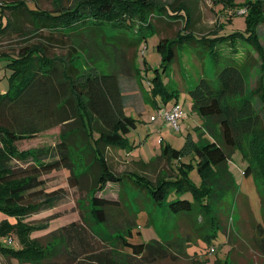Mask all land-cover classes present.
<instances>
[{
  "label": "trees",
  "instance_id": "obj_1",
  "mask_svg": "<svg viewBox=\"0 0 264 264\" xmlns=\"http://www.w3.org/2000/svg\"><path fill=\"white\" fill-rule=\"evenodd\" d=\"M158 1L84 0L72 8L53 11L30 9L25 2L5 6L10 18L3 14L0 17V40L15 33L26 37L47 32L48 36L44 39L49 44L50 41L65 43L88 35L106 39L115 58L111 72L104 74L96 69L81 73L72 61L71 52L67 57L50 55L46 43L29 44L21 48L15 57H3L8 61L10 75L8 90L0 93V212L14 219V223L7 219L0 222V238L14 234L18 242L16 248L0 244V256L6 262L73 264L78 256H82L85 262L80 264H133L132 257L142 258L146 264H163L160 262L169 253L157 240L148 244L130 242L135 222L124 217L122 210H127L125 202L97 197L96 192L103 191L110 183L121 185L125 195V189L131 186L133 190L142 191L156 208L164 207L169 214L186 219L196 218L197 207H202L207 209L211 222L219 224L217 218L211 217L212 206L219 204L223 196L234 188L228 167L232 155L240 151L247 161L244 176L253 174L255 178L264 179V100L261 88L247 92L246 82L235 62L219 69L215 80L201 78L188 91L193 110L204 120L202 133L212 139L193 148L197 171L203 178L200 188L189 182L185 173L188 168L183 166L179 167L181 177L176 175L175 180L161 178L154 183L138 174L116 175L111 171L105 159V148L128 150L123 136L136 127V120L127 115V109H137L139 115L143 109L141 103H151L159 109L157 102L150 99L147 93L146 101L142 95L141 72L130 65L132 61H120L117 57L118 52L124 58L127 50L139 48L147 36L144 32L133 33L137 37L127 34L130 23L139 16L137 12L143 11L147 17L154 15L156 20L163 18L167 6L156 5ZM220 1L227 7L236 0ZM184 14L183 28L187 30L191 25V16L190 12L185 11ZM246 14L247 38L232 33L198 39L195 34L179 32L176 40L160 39L156 51L161 55V67L165 69L175 60L176 45L183 43L191 42L195 47L200 44L199 54L202 48L207 49L204 47L207 44L215 60L218 56L216 49L221 45L233 46L237 38L254 44L257 27L264 20L254 6ZM179 15L183 14H172L170 18L176 19ZM160 23L171 22L164 20ZM106 25L111 28L108 34ZM156 26L151 30L159 33L160 29ZM78 46L75 44L72 51L80 52ZM84 49L82 47L81 50ZM230 51L233 53L234 49L231 47ZM143 64L146 65L145 62ZM148 84L151 85L150 82ZM152 92L155 94L156 89ZM158 92L162 94L164 103L173 96L161 89ZM56 127H61V131L57 136L59 142L54 146L22 151L17 148L18 142L31 140ZM76 134H81L83 149L95 156L91 167L96 166L97 176L90 200V218L101 226L100 229H104V233L91 230L89 217L81 215L82 225L72 223L62 227L56 236L50 234L51 238L43 242L44 239L33 237V234L47 230L50 220L30 225L26 219L57 207L67 197L68 193L63 188L47 191L43 176L68 170L69 185L76 187L70 154ZM162 153L168 161L170 158L180 159V152L168 146L163 147ZM254 158L258 162V170L252 167ZM185 194L190 199L182 198ZM127 215L131 216L128 210ZM113 220L120 221V226H116ZM197 227L200 231L201 226ZM86 230L97 239L108 242V250L98 251L93 244L87 243ZM207 233L203 235L204 240ZM208 237H215V234ZM254 240L264 255V228L258 224L254 226ZM166 246L173 247V244ZM169 257L174 258L172 255Z\"/></svg>",
  "mask_w": 264,
  "mask_h": 264
},
{
  "label": "rangeland",
  "instance_id": "obj_2",
  "mask_svg": "<svg viewBox=\"0 0 264 264\" xmlns=\"http://www.w3.org/2000/svg\"><path fill=\"white\" fill-rule=\"evenodd\" d=\"M82 1L84 0H0V17L3 14L10 18L5 6L19 2H25L30 9L53 11L72 8ZM234 2L226 7L220 0H160L156 5L167 6V9L162 14L164 19L157 20L154 15L147 17L143 11L137 12L139 16H136L135 20L130 23L129 30L132 32L129 31L127 34H130V37H137L133 33L144 32L147 36L139 48L136 50L130 48L124 58L118 52L117 57L120 61L124 59L132 61L130 65L141 72L143 76V79L140 77L142 95L145 101L148 95L150 99H154L159 109L151 103L140 104V107H143L140 115L137 109L130 107L127 109V115L136 120L135 129L123 136L128 150L106 147L104 151L107 164L114 174H138L154 183L161 178L175 180L176 175L181 177L179 167L183 166L188 168L185 173L189 182L200 188L203 178L197 171L193 148L205 141L210 142L212 139L208 134L202 133L204 120L193 110L188 91L192 90L201 78L215 80L219 69L229 62H235L246 82L247 92L261 88L260 94L264 100V22L257 27V41L254 44L237 38L233 46L221 45L216 49L219 56L216 60L207 44L202 46L207 47L208 50L202 48L199 54L200 44L195 47L190 42L189 44L183 43L181 46L176 45L177 56L165 69L160 65L161 55L156 51L160 39L176 40L179 32L195 34L198 39L228 36L232 33L247 38L249 33L247 32L246 13H249L254 6L261 19L264 20V0H236ZM252 3H257V5L252 6ZM185 11L190 12L191 16V25L187 30L183 28ZM177 13L183 15H179L176 19L170 18V15ZM164 20L171 23H160ZM154 25H158L156 27L160 29L159 33L155 29L151 30ZM110 30V26L106 25V34ZM47 36V32H42L40 36L27 35L26 37L15 33L0 40V93H4L9 88L10 70L7 67L8 61L3 57H15L21 48L29 44L46 43L44 38ZM75 44H79L78 51L80 52L78 53L72 51ZM47 45L50 55L67 57L71 52L72 61L81 73H88L93 69L104 74L110 73L115 63L112 47L108 46L106 39L103 38L84 35L65 43L50 41ZM82 47L85 48L84 51L81 50ZM231 47L234 49L233 53L230 51ZM139 76L138 74L137 78ZM153 89H156L155 94L152 92ZM158 89L167 91L173 96L164 103ZM175 102L181 107L183 113V119L179 121V131H174L160 114L161 110ZM152 118H154L153 121ZM60 131L61 127H56L31 140L18 142L16 146L20 151L54 146L59 142L57 136ZM164 146L179 151L180 159L170 158L168 161L163 158ZM243 149L246 153V149ZM70 154L77 179L76 187L71 188L69 185L70 172L68 170H60L43 176L47 191L63 188L68 193L67 197L57 207L26 219L30 225L50 220L47 230L33 234V237L44 239L43 242L51 238L50 234L55 235L62 227L72 223L82 225L81 215L89 217L91 230L99 234L104 233V229H100L101 226L96 225L95 220L90 218L92 210L90 200L96 187L97 168L96 166L91 167L95 156L83 149L81 134L73 136ZM228 167L234 180V188L223 196L219 204L212 206L213 215L211 214V217L217 218L219 224L211 222L212 219L207 209L202 207H197L199 212L196 218L186 219L169 214L163 209L164 207L156 208L150 203L142 191L133 190L128 185L125 189L126 197L121 185L110 183L103 191L96 192L95 196L125 202L131 216L127 215L125 208L122 210L123 215L135 222L130 242L148 244L157 240L168 250L169 255L174 257L172 259L167 255L166 259L160 263L264 264V255L256 247L254 240V226L258 224L264 228V179H259V176L255 178L253 174L244 176L247 161L242 158L240 151L232 155ZM252 167L254 170L259 169L255 158ZM182 198L190 199V196L185 194ZM4 219L14 223V219L0 212V222ZM113 221L116 226H120V221ZM199 225L201 226L200 231L197 229ZM206 231L208 233L204 240L203 235ZM214 234L215 237H208ZM12 237L15 242L9 243V238L2 237L0 244L16 248L17 237L14 234ZM85 240L93 244V248L98 251L108 250V242L97 239L89 231H87ZM166 244H173V247H167ZM84 259L78 256L73 264L84 263ZM132 259L133 264H146L142 258L132 257ZM0 263L10 264L2 256H0Z\"/></svg>",
  "mask_w": 264,
  "mask_h": 264
},
{
  "label": "built area",
  "instance_id": "obj_3",
  "mask_svg": "<svg viewBox=\"0 0 264 264\" xmlns=\"http://www.w3.org/2000/svg\"><path fill=\"white\" fill-rule=\"evenodd\" d=\"M160 114L174 131L180 130L179 121L183 119V113L177 103H173L169 107L164 108ZM153 120L154 118H152ZM7 238H9V243L15 242L12 236H8Z\"/></svg>",
  "mask_w": 264,
  "mask_h": 264
},
{
  "label": "crops",
  "instance_id": "obj_4",
  "mask_svg": "<svg viewBox=\"0 0 264 264\" xmlns=\"http://www.w3.org/2000/svg\"><path fill=\"white\" fill-rule=\"evenodd\" d=\"M5 220V219H4ZM6 261V260H5ZM10 264H17L16 261H10Z\"/></svg>",
  "mask_w": 264,
  "mask_h": 264
}]
</instances>
